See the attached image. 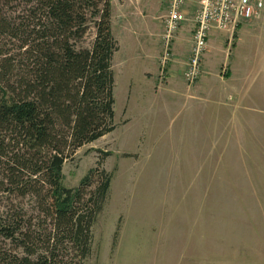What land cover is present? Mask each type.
I'll list each match as a JSON object with an SVG mask.
<instances>
[{"label": "rangeland", "instance_id": "rangeland-1", "mask_svg": "<svg viewBox=\"0 0 264 264\" xmlns=\"http://www.w3.org/2000/svg\"><path fill=\"white\" fill-rule=\"evenodd\" d=\"M119 18L115 9V130L62 168L63 186L76 188L110 154L100 166L109 194L84 264H264V74L252 58L262 56L261 29L250 31L253 19L231 40L207 42L201 62L207 56L216 76L189 86L188 59L160 82V54L143 59L153 29L133 41V24L130 39Z\"/></svg>", "mask_w": 264, "mask_h": 264}, {"label": "trees", "instance_id": "trees-1", "mask_svg": "<svg viewBox=\"0 0 264 264\" xmlns=\"http://www.w3.org/2000/svg\"><path fill=\"white\" fill-rule=\"evenodd\" d=\"M117 51L111 0H0V264L90 256L110 154L76 188L63 186L62 168L115 130Z\"/></svg>", "mask_w": 264, "mask_h": 264}, {"label": "built area", "instance_id": "built-area-1", "mask_svg": "<svg viewBox=\"0 0 264 264\" xmlns=\"http://www.w3.org/2000/svg\"><path fill=\"white\" fill-rule=\"evenodd\" d=\"M188 0H168V11L161 19V53L158 58V80L163 82L172 61V41L180 26L188 21L184 7ZM264 8L262 0H200L191 21L194 29L191 49L183 72L185 82L193 85L201 75V57L209 38L226 34L231 40L234 31L249 20L258 19Z\"/></svg>", "mask_w": 264, "mask_h": 264}, {"label": "crops", "instance_id": "crops-1", "mask_svg": "<svg viewBox=\"0 0 264 264\" xmlns=\"http://www.w3.org/2000/svg\"><path fill=\"white\" fill-rule=\"evenodd\" d=\"M199 1L200 0H188L184 7V12L187 15L188 21L182 24L174 35V39L172 41V46H171L172 61H171V66H169L168 68V74L178 70L180 61H185L186 59L189 58L190 49H191V36H192V31L194 29V24L191 21V19L195 11L199 7ZM263 5H264V0H263ZM115 9L119 10V15H120L119 23H121L122 30L127 32L128 37L130 39H131V34L129 33V31L131 32V30H129V27L131 28L133 24V27L131 28L134 29L135 32V38L133 41H136L135 39H137L140 36V35L138 36L139 32H141L144 28H146V25L150 26L153 29L152 31L149 30L148 37H151V40L146 42L147 52H145L144 50L143 59L145 57V61L147 63L148 62L151 63L153 62V60L156 61L157 57L160 54L159 43L161 41L160 39L162 35L161 32H163L161 19L164 15H166L168 11V0H116V2L114 0H111V28L114 27L113 12ZM259 19H263L262 27L258 25L260 23L256 22ZM253 22L255 23L254 25H252V30L250 31H257L256 28L261 29L262 31L261 40L263 41V45H262V56L259 57V59L258 57L257 58L252 57V58H253V62L259 61L260 63L263 64V74H264V8L259 18L254 19ZM249 24L251 23H248L246 25L248 29L251 28L250 27L251 25ZM238 29H241L242 31V26H240ZM131 33L133 34V32ZM221 35L224 34L219 33L211 36L208 40L209 42L208 46L212 45V43L214 42L221 40ZM226 36L228 37V35ZM139 41H141V39ZM148 48L150 50H148ZM257 50L259 49L257 48ZM137 55H138L137 57L141 55L140 51L139 53H137ZM206 58L207 56L205 57V59L203 58L201 62L202 76L201 75L200 76L203 77L204 80L208 76H212V75L216 76V72L218 71L217 69L213 70L211 67L208 66V62H207L208 59ZM230 61L231 60L229 58L228 62ZM228 62L223 61L222 63H220L219 68L222 65H223L222 67L227 66Z\"/></svg>", "mask_w": 264, "mask_h": 264}]
</instances>
